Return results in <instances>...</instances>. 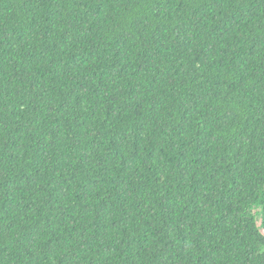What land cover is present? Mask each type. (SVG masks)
<instances>
[{
  "label": "trees",
  "instance_id": "obj_1",
  "mask_svg": "<svg viewBox=\"0 0 264 264\" xmlns=\"http://www.w3.org/2000/svg\"><path fill=\"white\" fill-rule=\"evenodd\" d=\"M0 264H264V0H0Z\"/></svg>",
  "mask_w": 264,
  "mask_h": 264
}]
</instances>
